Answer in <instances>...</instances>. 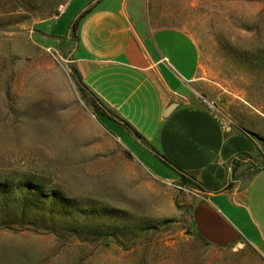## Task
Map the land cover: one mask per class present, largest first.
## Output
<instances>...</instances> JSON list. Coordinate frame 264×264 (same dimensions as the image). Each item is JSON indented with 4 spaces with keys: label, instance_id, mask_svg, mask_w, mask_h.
<instances>
[{
    "label": "rangeland",
    "instance_id": "rangeland-1",
    "mask_svg": "<svg viewBox=\"0 0 264 264\" xmlns=\"http://www.w3.org/2000/svg\"><path fill=\"white\" fill-rule=\"evenodd\" d=\"M68 1L0 0V182L30 179L77 206L44 226L0 204V264H264L249 243L202 239L194 187L160 178L170 169L111 126L103 112H112L96 110L70 64L30 46L34 23ZM149 9L157 24L195 36L202 91L264 155V69L251 62L264 55V0H149ZM87 209L122 217L100 220ZM70 222L79 232L65 228ZM101 223L113 235L85 230Z\"/></svg>",
    "mask_w": 264,
    "mask_h": 264
},
{
    "label": "crops",
    "instance_id": "crops-1",
    "mask_svg": "<svg viewBox=\"0 0 264 264\" xmlns=\"http://www.w3.org/2000/svg\"><path fill=\"white\" fill-rule=\"evenodd\" d=\"M29 44L70 64L112 112L111 126L170 169L160 178L179 180L182 170L203 186L194 187L192 210L202 239L246 242L264 256L263 150L249 130L219 123L191 32L157 24L149 0H69L34 23Z\"/></svg>",
    "mask_w": 264,
    "mask_h": 264
},
{
    "label": "trees",
    "instance_id": "trees-1",
    "mask_svg": "<svg viewBox=\"0 0 264 264\" xmlns=\"http://www.w3.org/2000/svg\"><path fill=\"white\" fill-rule=\"evenodd\" d=\"M73 27L75 29L76 24ZM253 61L255 64H258L264 69V55H259L256 58L253 57L251 62L253 63ZM72 76L81 89H86L74 71H72ZM94 104L96 105L95 107L97 111L101 110L103 107L96 99ZM103 115L109 119L112 118L105 112H103ZM178 173L180 177L179 182L181 184L191 187L203 188V186L198 181H196L192 174L182 170L178 171ZM0 200L1 207L6 211L10 205H15L20 209V218H25L27 215H31L29 213H32L33 223H40L44 226L52 223V219L55 215L68 218L72 214V209L77 208V206L73 204V201H70L58 191L47 192L40 184L30 179H23L18 182H0ZM77 213L82 212L78 209ZM83 214H87L88 217L91 216L100 220L122 217L121 212L115 209H87ZM65 228L76 232H79L78 230H80L78 226H76L74 223L71 224V222L68 223ZM85 230H90V232L97 234L102 232L106 235H113V233L109 231V226L106 225V223H101L97 227H88Z\"/></svg>",
    "mask_w": 264,
    "mask_h": 264
},
{
    "label": "built area",
    "instance_id": "built-area-1",
    "mask_svg": "<svg viewBox=\"0 0 264 264\" xmlns=\"http://www.w3.org/2000/svg\"><path fill=\"white\" fill-rule=\"evenodd\" d=\"M60 12L62 11V9L60 8L59 9ZM50 52H52L51 50H49ZM54 53V52H53ZM209 105L210 107L214 110L215 114H216V117L219 121V123L221 124V126L224 128V129H230L233 125H234V122L233 120L228 117V116H225V115H219L216 110H215V107L213 105V102H210L209 101Z\"/></svg>",
    "mask_w": 264,
    "mask_h": 264
}]
</instances>
